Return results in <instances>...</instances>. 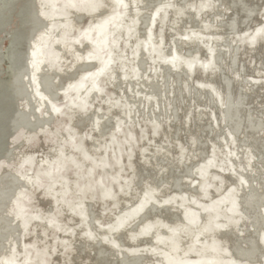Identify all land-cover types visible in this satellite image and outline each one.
I'll return each instance as SVG.
<instances>
[{"label": "water", "instance_id": "1", "mask_svg": "<svg viewBox=\"0 0 264 264\" xmlns=\"http://www.w3.org/2000/svg\"><path fill=\"white\" fill-rule=\"evenodd\" d=\"M0 264H264V0H0Z\"/></svg>", "mask_w": 264, "mask_h": 264}]
</instances>
